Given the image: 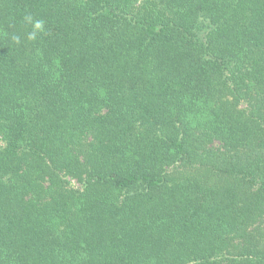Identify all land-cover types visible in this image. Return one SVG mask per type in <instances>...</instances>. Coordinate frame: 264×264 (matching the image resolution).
<instances>
[{
	"label": "trees",
	"instance_id": "1",
	"mask_svg": "<svg viewBox=\"0 0 264 264\" xmlns=\"http://www.w3.org/2000/svg\"><path fill=\"white\" fill-rule=\"evenodd\" d=\"M0 264H264V0H0Z\"/></svg>",
	"mask_w": 264,
	"mask_h": 264
},
{
	"label": "clouds",
	"instance_id": "2",
	"mask_svg": "<svg viewBox=\"0 0 264 264\" xmlns=\"http://www.w3.org/2000/svg\"><path fill=\"white\" fill-rule=\"evenodd\" d=\"M25 22L28 24H32V31H30L27 34V40L29 41H34L37 39L38 33L42 32L44 30V21L39 20V21H35L33 22L32 17L28 16L25 18ZM12 40L14 43L19 44L20 43V37L14 35L12 37Z\"/></svg>",
	"mask_w": 264,
	"mask_h": 264
},
{
	"label": "rangeland",
	"instance_id": "3",
	"mask_svg": "<svg viewBox=\"0 0 264 264\" xmlns=\"http://www.w3.org/2000/svg\"><path fill=\"white\" fill-rule=\"evenodd\" d=\"M73 184H75L74 182H72Z\"/></svg>",
	"mask_w": 264,
	"mask_h": 264
}]
</instances>
